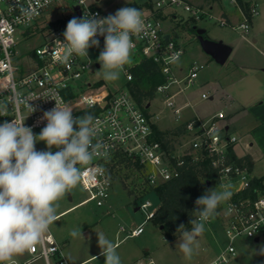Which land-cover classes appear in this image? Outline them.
I'll list each match as a JSON object with an SVG mask.
<instances>
[{
	"label": "built area",
	"instance_id": "1",
	"mask_svg": "<svg viewBox=\"0 0 264 264\" xmlns=\"http://www.w3.org/2000/svg\"><path fill=\"white\" fill-rule=\"evenodd\" d=\"M70 1L73 3L70 6L71 14L67 12ZM126 1L127 4L135 2L142 6L151 0ZM102 3V0H0V105L8 106L6 114L0 116V123L25 119V125L32 127L34 134H39L47 122L37 121L56 102L61 107H71L76 116L92 114L98 126L93 143L100 147L96 149L90 164L82 166L80 183L90 195L83 203L96 201L98 206L106 203L112 189L114 178L109 173V163L118 152L139 163L142 182L151 187L176 179L187 158L195 162L207 158L217 174L218 190L225 185L232 192L230 199L219 206L217 214L205 223L209 225L217 219L228 240L224 251L208 264H225L235 255V241L239 238L264 242V196L251 198L248 194L253 176L245 162L234 160V157L242 158L235 152L239 138L230 126L223 123L226 118L223 111L183 120V109L190 104L187 102L178 106L175 97L183 93V89L173 92L171 87L182 83L193 85L204 66L192 65L186 75L177 77L178 72L183 73L181 68L177 70V63L185 52L184 45L164 30L156 13L167 7L181 6L195 21L203 20V16L209 19L213 16L186 0H157L151 1L152 8L144 6L142 13L147 26L146 34L133 38L130 62L123 70L126 84L112 92L101 80H90V75L95 74V70L101 66L97 58L103 49V37H98L99 48L89 49L91 64L80 57H74L64 64L59 62L63 51L59 41H63L62 34L67 23L49 31L44 30L49 22L82 18L85 13L100 17L114 14L110 10L112 6L102 9ZM26 13L30 14V18ZM257 15L254 2L251 18ZM243 17L244 22L236 28L246 33L251 21L245 15ZM216 20L220 25L226 24L223 18ZM37 33L43 34L41 46L25 54L18 53L19 37L27 39ZM144 60L155 63L165 79L155 91L157 95H162L164 104L173 110L176 122L173 128L184 127V132L179 136L181 143L174 144L172 150H166L161 142L154 140L153 127L157 124V116L144 110V105L142 107L135 100L127 85L133 80L132 70ZM17 95L29 101L37 110L30 114L26 104L17 105L14 100ZM201 99H211V96L202 93ZM146 105L150 107L149 102ZM179 148L182 149L181 154H178ZM152 206L150 201H145L138 208L145 214V221L151 220L157 211V208L149 211ZM143 224L131 230L126 237L141 235ZM120 231L126 232L123 227ZM29 254L32 259H45L47 264H68L62 246L50 233Z\"/></svg>",
	"mask_w": 264,
	"mask_h": 264
},
{
	"label": "rangeland",
	"instance_id": "2",
	"mask_svg": "<svg viewBox=\"0 0 264 264\" xmlns=\"http://www.w3.org/2000/svg\"><path fill=\"white\" fill-rule=\"evenodd\" d=\"M102 1L103 3L100 4L102 9H109L112 6L110 10L113 13L127 6L126 0ZM151 1L156 2L157 0ZM186 1L191 5L200 7L205 12H209L213 16L211 19L203 16V20L196 21L197 28L206 30L208 38L213 41H222L232 49L240 44H245V46L236 48L237 50L231 53L228 62L225 65H220L203 52L196 39V32L189 30L188 23L191 20V15L188 12L184 11L181 6L163 9L159 17L163 23L164 30L184 45L185 49L184 54L177 63V70L181 68L183 73L178 72L177 77L181 78L186 75L192 65L204 66L199 71L193 85L187 86V84L182 83L171 87L173 92L178 91L180 88L183 89V93H179L175 97L177 105L183 106L189 102L190 106L183 109L182 114L185 118L193 117L195 114L206 117L223 111L226 116L223 123L231 126V130L238 136L239 142L243 146L254 143L253 149L256 150L254 136L256 137V133L257 135H263V131L261 132L260 129L251 130L256 125L254 124L256 120L254 116H256L255 113L258 110L256 109L257 105H246L245 103L244 106L248 108L246 112L240 107L232 105L223 93V87H228V93L234 95L238 91L244 97L246 95L244 89L255 86L257 74L262 76L264 69L262 57L252 49L253 43L251 40L253 39V33L248 30L247 34L242 36L243 31L240 28H236L244 22V17L232 0ZM255 3L257 4L259 16H254L252 20L255 18L258 25H260L264 16V0H255ZM70 6H73L71 1L69 6H67L69 14H71ZM225 15L228 16L229 21L226 20ZM218 18L226 20V24L220 25L216 20ZM244 38L246 39L244 40ZM43 42V34L37 33L27 39L19 37V44L16 50L20 54H25L40 47ZM235 59L241 61V68L247 74V77L232 86L231 84L235 81L234 78L237 75H235L236 72L230 71L229 62L235 61ZM100 68L95 70V74L90 75L91 81L101 80L104 82L105 87L112 92H116L125 86L126 78L123 72L119 80L109 82L105 81L101 74L97 72ZM202 93L213 96V99H201ZM163 100L162 95H157L155 91L153 100L149 101L150 107L148 111L157 116V128L165 131L172 129L176 122L173 110H170ZM179 142L181 143V138H178L175 144ZM36 147L38 150L46 149V145L43 142L37 143ZM181 151L182 149L179 148L178 154H181ZM109 168L112 170L111 174L114 178V183L103 206H98L96 201L77 205L87 200L90 196L81 183L72 188L59 201L57 214L77 205L68 212L57 216V220L50 226L48 231L56 238L61 234L73 237L71 246L66 250L67 257L74 258L79 254L83 255L100 249L97 243V234H103L112 240L114 244L118 243L116 251L121 258L122 264H132L133 262L143 264L148 259V252L154 264H208L224 251L228 240L225 237L221 223L214 219L211 224L205 225V231L197 237L198 243L194 254L191 258L186 257L178 246L179 233L172 238L167 236L153 221H145V214L138 209L141 202L145 201H150L153 204L149 211L158 209L160 206V200L155 193H150L142 200L135 202L134 187L137 188L142 183L140 169H137L132 164L119 166L112 165V163L109 164ZM253 175L256 177L264 176V158L262 156H257V160H255ZM262 196H264V193ZM196 210L197 208L194 211ZM191 218H196L194 213L191 214ZM141 224H143L144 230L141 235L126 237L131 230ZM121 227L126 232H121ZM74 230H78L77 236L72 235ZM262 245H264L263 241L255 242V240L248 238L237 239L235 241L236 253L225 264H264V255L256 254ZM21 258L22 256H19L15 260L19 261ZM103 263L104 257L99 255L94 258V261L91 260L84 264Z\"/></svg>",
	"mask_w": 264,
	"mask_h": 264
},
{
	"label": "clouds",
	"instance_id": "3",
	"mask_svg": "<svg viewBox=\"0 0 264 264\" xmlns=\"http://www.w3.org/2000/svg\"><path fill=\"white\" fill-rule=\"evenodd\" d=\"M146 27L142 11L130 6L106 17L89 13L73 17L67 22L63 41H59L63 49L59 62L67 64L80 57L91 64L89 49L99 48L98 37H103L97 72L105 81H117L130 62L133 38L146 34ZM14 100L17 105L26 104L30 114L37 110L19 95ZM7 111V104L0 105V116ZM24 121L0 123V264H16V257L34 251L57 220L59 201L80 183L82 166L90 164L100 147L93 143L98 130L94 116H76L67 105L61 107L56 102L43 112L37 123H47L39 134ZM39 142L46 145L45 150H37ZM231 196L228 186L221 185L220 190L208 189L196 199L191 229L183 224L177 228L178 246L186 257L194 254L206 221ZM72 235L77 236L78 230ZM97 243L104 264H122L112 240L97 234ZM256 254L264 255V245Z\"/></svg>",
	"mask_w": 264,
	"mask_h": 264
},
{
	"label": "trees",
	"instance_id": "4",
	"mask_svg": "<svg viewBox=\"0 0 264 264\" xmlns=\"http://www.w3.org/2000/svg\"><path fill=\"white\" fill-rule=\"evenodd\" d=\"M239 10L251 21V8L254 0H234ZM130 7H136L142 10L144 6L146 8H152L153 5L150 2H146L142 6L135 2L127 4ZM161 11H157V15H161ZM188 23L189 30L195 32L193 29L196 26V21L190 18ZM68 20H56L49 22L44 30L49 31L58 27H62ZM207 36V35H206ZM133 80L129 82L128 88L140 104L144 105V110L147 112V102L153 100L156 87L165 82V79L161 76L158 66L150 60H144L139 66L132 70ZM184 132V127L179 126L170 130H159L157 126L153 127V138L163 144L166 150H172L174 144L178 140L179 136ZM237 162H245L249 170H251L252 164L248 157L237 159ZM116 161V162H114ZM112 165H133L137 169H140V165L137 161L127 156L123 152H118L110 160ZM111 168L109 173L111 174ZM218 177L216 172L209 165L207 158L198 162L193 161L191 158H187L184 165L180 168L179 176L169 182L160 184L155 187L146 186L140 183L137 188L134 187L135 202L141 200L144 196L155 193L159 200L160 206L157 209L155 215L151 218V221L158 227L162 228V231L169 237H173L177 234V228L183 224L188 229H191L190 224L191 214L197 208L195 201L198 197L203 195L206 190L212 187H217ZM218 190V187H217ZM264 193V184L262 178H253L251 181V189L248 194L251 198H256Z\"/></svg>",
	"mask_w": 264,
	"mask_h": 264
},
{
	"label": "crops",
	"instance_id": "5",
	"mask_svg": "<svg viewBox=\"0 0 264 264\" xmlns=\"http://www.w3.org/2000/svg\"><path fill=\"white\" fill-rule=\"evenodd\" d=\"M254 2H255V0H254ZM257 16H259V12H258ZM224 17L226 18L227 21H229V18L227 15H225ZM249 31L253 33V39L251 40L253 43L252 49L254 51H256L262 57V61H263L262 64L264 66V16L262 17V21H261L260 25H258L257 20H255V18H254V20H252L250 22ZM246 34H247V32L246 33L242 32V36H244ZM245 39L246 38H244V40ZM243 46H245V44L237 45V47L235 46L232 49V52L237 50L238 47L241 48ZM240 62L241 61H239V59H235V61L229 62L230 71L236 72L235 75H237V77L234 78L235 81H233L231 84L232 86L235 85L236 83L243 81L245 79V77H247V74H245L241 68ZM260 75H258V74L256 75L257 81L255 82V86L249 87V88L246 87L244 89L245 90L244 93L246 94L244 97L238 91L235 92L236 94H234V95H232L231 93H228V91H227L228 87H223V93H224L226 99H228L232 103V105H234V106L236 105V107H240L244 111H246L248 109L247 107L244 106L245 103H246V105H248V104L257 105L256 109H258V110L255 113L256 116H254L256 119L254 124H256V125H254L253 129H251V130L255 131L256 129L257 130L260 129L261 132L263 131V135L262 136L260 134L257 135V133H256V137L254 136V139L256 141V150L253 149L254 143L246 144L245 146H243L239 142L235 147V152H236L238 157H242V158L248 157L250 159L251 164H252L250 172H251L253 178H262L263 184H264V176L256 177L255 175H253V170L255 168V160H257V156H262L264 158V69L262 71V76H260ZM211 99H213V96H211ZM196 115L197 114H195L193 117H195ZM197 116H199V115H197ZM193 117H189V118L183 117V120L186 121V120H189ZM226 125L230 126L227 123H226ZM251 151H253V152H251ZM83 202L84 201L78 203L77 205H82V204H84ZM77 205H75V206H77ZM75 206H72L66 210L61 211L60 213L57 214V216L68 212L69 210H71ZM54 239L62 246V253H63V256H64V258L68 264H84V263L89 262L91 260L94 261V258L100 255L101 250L98 249V250H95V251H92L89 253H85L83 255L79 254L74 258L67 257L66 250H67V248H69L71 246V242L73 240V237H71L69 235H62L61 234V235H58L57 238L54 237ZM255 242H258V241L255 240ZM117 244L118 243H115V245H117ZM147 256H148L147 257L148 259L143 264H154L153 259L150 257L149 252H148ZM151 261H152V263H151ZM136 263L137 262H133L132 264H136ZM16 264H47V263H46L45 259H43V258L32 259L31 255L28 252V253H25L24 255H22L21 260L16 261Z\"/></svg>",
	"mask_w": 264,
	"mask_h": 264
},
{
	"label": "water",
	"instance_id": "6",
	"mask_svg": "<svg viewBox=\"0 0 264 264\" xmlns=\"http://www.w3.org/2000/svg\"><path fill=\"white\" fill-rule=\"evenodd\" d=\"M75 9L77 10L78 7ZM193 29L196 32V39L203 52L211 57L216 63L225 65L232 53V48L227 44H224L222 41H213L208 38L206 36L207 32L204 29H198L197 26H194ZM147 107L149 108V106Z\"/></svg>",
	"mask_w": 264,
	"mask_h": 264
}]
</instances>
